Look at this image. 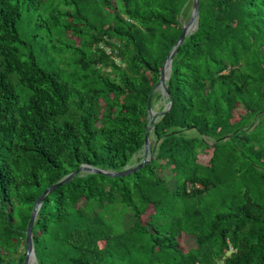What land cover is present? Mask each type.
Segmentation results:
<instances>
[{
    "label": "trees",
    "instance_id": "trees-1",
    "mask_svg": "<svg viewBox=\"0 0 264 264\" xmlns=\"http://www.w3.org/2000/svg\"><path fill=\"white\" fill-rule=\"evenodd\" d=\"M187 3L0 0V218L15 239L0 264H24L49 187L81 166L141 163L148 103L163 99L172 105L155 114L141 168L81 172L44 197L33 264H264V0H199L177 44ZM163 30L175 39L160 85ZM201 210L204 244L184 225ZM101 241L113 248L105 261Z\"/></svg>",
    "mask_w": 264,
    "mask_h": 264
},
{
    "label": "rangeland",
    "instance_id": "rangeland-1",
    "mask_svg": "<svg viewBox=\"0 0 264 264\" xmlns=\"http://www.w3.org/2000/svg\"><path fill=\"white\" fill-rule=\"evenodd\" d=\"M193 9H194V0H188V3L186 4L185 11L181 17V23L183 26L186 25L190 21L192 14H193ZM161 36H162V38H161L162 43H161L160 57L163 60V63L161 66V68H162L163 65L166 63L169 55L174 50V43L172 41L175 39V36H174L172 30H163L161 32ZM72 39L74 41L76 40L73 37H72ZM104 48H106V47L104 46ZM117 63H116L117 65H121V63H119V62H117ZM167 68H168V65L166 66V76H168V69ZM158 90H160L162 93V91H163L162 86H160L158 88ZM169 102L166 99L155 102L153 105V108H152L153 113L158 114L159 112H163L165 110H168ZM149 140H150V148H151L153 143H154V139H153L152 135H150ZM150 155H151L150 152H148L147 155L145 156L144 150L141 151L139 154H137L132 159L133 166L136 165L139 161H142L145 157H146V159H148L150 157ZM209 157H210V150L203 151L198 157L200 164L197 165V169H201V167H202L201 165H204V166L207 165ZM128 167H132V166L130 165ZM154 218H155V215H154V212L151 209V207H149L147 210H144V212L142 213V220L144 223H150ZM207 219H208V214L206 213L205 210H201L198 215L190 214L184 222V225L187 227L186 232L189 233L190 235L196 237L200 241L201 244H204L205 240L207 238L206 237L207 232L205 230V225L207 223ZM5 241L14 242L15 239L13 238V236L8 235L4 232L3 220L0 218V244L2 242H5ZM179 243L181 244L183 249H189V248L194 246L192 239L190 237H187V236H182L180 238ZM112 250H113V248H112L109 241H101L99 243V257L102 259V261H105V258L109 254L112 253ZM20 253H23L22 247L20 248ZM20 253H18L17 255H14V257L15 258L17 256L19 257Z\"/></svg>",
    "mask_w": 264,
    "mask_h": 264
},
{
    "label": "water",
    "instance_id": "water-1",
    "mask_svg": "<svg viewBox=\"0 0 264 264\" xmlns=\"http://www.w3.org/2000/svg\"><path fill=\"white\" fill-rule=\"evenodd\" d=\"M198 1L199 0H194V9H193L192 17H191L190 21L186 25L182 26V32H181V35H180V38H179L177 44H181V42L184 40L185 36L189 32H191L192 30L196 29V27H197ZM173 55H174V52H172L169 55L166 63L161 68L160 79H159V84L160 85L165 84V82L169 78ZM167 65H168V68H167L168 69V76H166V66ZM171 105H172V101L169 102V108H170ZM147 110L149 112V115H150L151 119H150L148 128H147L146 133H145V145H144L145 156L148 153V149H149V146H150L149 135H150V133L152 131V126H153L154 121H155V114L153 113L152 109H150V103H148ZM149 158H151V155H150ZM147 161L148 160L145 157L138 166L133 167V168H126L122 172H118V173L117 172L101 171L99 169L91 168V167H88V166H81L78 170H76V171L72 172L71 174H69L67 177H65L64 179L59 181L56 185L49 187L44 193H42L40 195V197L35 202L33 210H32V213H31V216H30V220H29V223H28V226H27V230H26V254H25V258H24V264H33L35 262V255H34V250H33V246H32L31 233H32L33 224H34V222L36 220V216H37L38 210H39V208L41 206V203H42V201H43L45 196H47L50 192H52L57 187H59L62 184L67 183L68 181H70L78 173L88 172V173H95V174H104V175H106L108 177H124V176H127V175L135 172L139 168H141Z\"/></svg>",
    "mask_w": 264,
    "mask_h": 264
},
{
    "label": "built area",
    "instance_id": "built-area-1",
    "mask_svg": "<svg viewBox=\"0 0 264 264\" xmlns=\"http://www.w3.org/2000/svg\"><path fill=\"white\" fill-rule=\"evenodd\" d=\"M98 47L101 48V49H104V51L106 52L107 55H111V56L113 57L115 63H117V62L120 63V59L118 58L116 52H115V53H112L111 50H109V49H107V48H104V46H103L102 43L99 44ZM117 64H118V63H117Z\"/></svg>",
    "mask_w": 264,
    "mask_h": 264
},
{
    "label": "bare ground",
    "instance_id": "bare-ground-1",
    "mask_svg": "<svg viewBox=\"0 0 264 264\" xmlns=\"http://www.w3.org/2000/svg\"><path fill=\"white\" fill-rule=\"evenodd\" d=\"M192 32V31H191Z\"/></svg>",
    "mask_w": 264,
    "mask_h": 264
}]
</instances>
